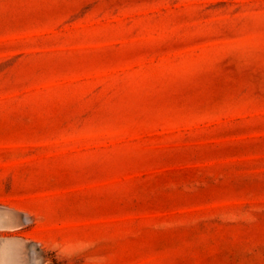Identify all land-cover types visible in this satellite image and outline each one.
I'll use <instances>...</instances> for the list:
<instances>
[{"label":"rangeland","instance_id":"rangeland-1","mask_svg":"<svg viewBox=\"0 0 264 264\" xmlns=\"http://www.w3.org/2000/svg\"><path fill=\"white\" fill-rule=\"evenodd\" d=\"M0 264H264V0H0Z\"/></svg>","mask_w":264,"mask_h":264}]
</instances>
